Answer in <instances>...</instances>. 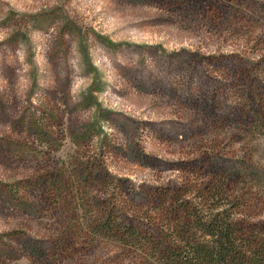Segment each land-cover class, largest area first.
Returning a JSON list of instances; mask_svg holds the SVG:
<instances>
[{"label":"rangeland","instance_id":"obj_1","mask_svg":"<svg viewBox=\"0 0 264 264\" xmlns=\"http://www.w3.org/2000/svg\"><path fill=\"white\" fill-rule=\"evenodd\" d=\"M219 177L264 235V0H0V264H157L87 222Z\"/></svg>","mask_w":264,"mask_h":264},{"label":"trees","instance_id":"obj_2","mask_svg":"<svg viewBox=\"0 0 264 264\" xmlns=\"http://www.w3.org/2000/svg\"><path fill=\"white\" fill-rule=\"evenodd\" d=\"M49 114L43 109L33 115L36 135L45 142L50 138ZM59 180L55 185L59 186ZM213 181L206 187L190 184L192 201L186 198V188L158 189L159 211L168 221L165 233L138 230L120 218L113 206L87 222L86 232L106 235L125 248L140 250L157 264H264V235L232 217L230 206L220 204L227 188L224 177Z\"/></svg>","mask_w":264,"mask_h":264}]
</instances>
